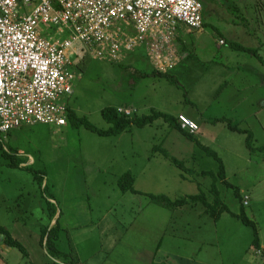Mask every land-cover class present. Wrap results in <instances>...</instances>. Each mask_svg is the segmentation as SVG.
Instances as JSON below:
<instances>
[{
  "label": "rangeland",
  "instance_id": "1",
  "mask_svg": "<svg viewBox=\"0 0 264 264\" xmlns=\"http://www.w3.org/2000/svg\"><path fill=\"white\" fill-rule=\"evenodd\" d=\"M202 1L204 24L201 30L180 26L174 43L181 58L167 75L153 74L154 66L143 47L125 52L118 61L99 59L88 50L81 57L71 55L73 92L65 97V102L75 115L87 117L91 124L102 129L109 126L100 113L107 106L127 107L137 115L149 114L152 107L172 116L183 111L194 118L206 102L213 103L215 98L223 102L224 90L229 91L228 96L234 95L236 90L231 86L235 83L229 80L228 71L233 70L229 69L230 63L241 60L244 54H229L231 50L228 56L223 54L231 45L230 41L220 47L217 44L219 36L215 24L222 19L216 14L215 0ZM256 2L238 0L234 4L240 11L245 9L247 15H252ZM260 3L264 7V2ZM226 9L230 11L229 7ZM245 21L246 29L254 27V18ZM257 23H261L260 18ZM178 34L185 42L177 44ZM237 40L239 43L251 42L243 36ZM78 45L74 43V46ZM224 79L229 81L225 83ZM214 91L215 95H212ZM215 113V105H209L205 112ZM215 119L209 122L215 124L218 122ZM222 126L225 131L230 129L227 124ZM242 126L239 128H245ZM217 129L221 132L214 129L209 132L216 141H221V136L225 143L232 142L236 149L245 142L250 150L252 161L242 167H245L243 175L257 176L249 177L244 187L251 197L249 204H244L243 197L240 201L231 187L218 181L217 186L222 189L223 201L232 212L239 213L243 206L245 214L255 222L259 242L264 248V153L261 152L264 146H259L254 134L249 142L250 148L245 132L237 131L242 133L243 139L238 141L237 134L233 139L228 131ZM254 131L259 133L258 128ZM195 142V137L191 140L182 136L163 118L143 127L133 125L116 135H100L82 123L69 121L62 126L22 124L6 133L0 132V224L28 247L26 255L14 247L7 253L0 239V264H69L77 257L72 241L76 242L83 263H99L100 243L106 240L108 222L123 216L127 223L131 221L129 236H134L141 226L140 221L148 219L146 213L151 205L165 209L163 215L164 219L169 217L168 229L186 232L179 235L177 241L165 242L169 250L191 251L200 245L201 249H195L194 254L208 264H264V255L253 244L252 227L231 213L224 211L215 220L203 212V206L198 203L192 212L199 216H190L187 225L189 219L184 216L181 221L170 219L173 209L152 202L146 195L148 193L123 191L119 187V178L130 172L136 179L134 187L139 190L175 198L196 193L197 180L212 202L208 191L211 179L196 176L191 168L216 172L218 162L199 152ZM166 148L172 153L184 150L175 153L173 158L185 168L177 166L173 160H166ZM249 167L254 171L251 172ZM229 172L233 171L229 168ZM227 181L231 184L238 182L239 174L230 175ZM51 209L54 211L52 224ZM76 222L80 226H76ZM182 222H185L184 226ZM45 226L55 227L53 245L46 243L45 238L41 242V231ZM188 236L190 241L186 239ZM114 256L116 254L108 255L111 260Z\"/></svg>",
  "mask_w": 264,
  "mask_h": 264
},
{
  "label": "built area",
  "instance_id": "2",
  "mask_svg": "<svg viewBox=\"0 0 264 264\" xmlns=\"http://www.w3.org/2000/svg\"><path fill=\"white\" fill-rule=\"evenodd\" d=\"M202 9V0H0V132L67 123L71 55L88 50L118 61L143 47L165 73L179 58L173 41L180 26L201 28ZM177 119L187 132L197 130L184 113Z\"/></svg>",
  "mask_w": 264,
  "mask_h": 264
},
{
  "label": "crops",
  "instance_id": "3",
  "mask_svg": "<svg viewBox=\"0 0 264 264\" xmlns=\"http://www.w3.org/2000/svg\"><path fill=\"white\" fill-rule=\"evenodd\" d=\"M235 1H238V0H215V11L217 10L216 14H218L217 16L220 19H222V20H219L218 23H216L218 24V26L215 24V28L217 29L218 36H219L218 37L219 42L217 44L220 47L221 45H226L227 41L228 42L233 41V42L239 43L237 42L239 41L237 40L239 39V37H242V36L248 37L251 40V42L244 40L240 42V44L247 46V47L255 48L257 50L258 56L253 53H249L247 51L241 50V49L234 50L235 48L231 49L233 47L226 48L223 53L224 55L225 54H227V56L229 54L238 55L239 53L242 55L244 54L241 60L239 61L236 60L234 63H230L231 67H229V69L232 68L233 70L228 71L229 80L235 83L231 87H234L236 92L233 93L234 95L228 96L227 93H229V91L224 90L223 94H225L226 96H224L223 102L217 101L216 98L213 103L206 102L202 110L199 111L198 114L194 118L190 117L197 123V130L193 134L185 130L188 134L191 135L192 138L187 137L185 134L180 132L178 129L177 131L180 132L182 136L187 137L191 140H193V138L195 137L197 142H195L196 144L194 143V146L198 148V150H200L199 152H203L207 154L200 147L199 144L206 145L209 148L213 149L219 155V157L221 158L223 162L226 179L230 175L239 174V181L234 182L232 184L239 188V192L243 198H245L246 196L247 202L244 204L248 205L249 204L248 200L251 199V197L250 195L248 196V193H246V191H244V187L246 186L249 177L251 176L255 178L257 177L256 175L245 176L242 174V169H245V167L244 168L242 167L246 166L252 161L250 150H248L247 147L245 146V142L239 144V147L236 149L232 142L225 143L224 140L221 138V136H219L221 141H216L215 137L210 136L211 133H209V132H212V129H214L215 132L219 133L221 132L220 130L217 129L219 128L223 132L228 131L230 133L229 136H231L233 139L236 138V134H237L238 141H243L242 135H240L242 133H239L236 130H231V129H228L225 131L224 127L222 126V125H226L224 121H218L215 124H212L209 122V121H212L214 118L219 119V118L224 117V118L229 119L232 125H236L238 127H240L241 125H244L242 126V127H245L243 129L250 131L252 135L254 134V138H255L254 140H256V142L258 141L260 142L259 146L260 147L264 146V7L260 5L261 4L260 2H264V0H257V2L255 3V7H253L252 15H247L244 12L245 9L244 11H240L239 6L234 4ZM202 4H203V1H202ZM228 7L230 11L226 9ZM202 17H203V9H202ZM246 18L255 19V21H253V23L255 24L254 27L250 29L245 28L247 26V22L245 21ZM257 18L261 19V23L263 24V27L261 26V23L260 24L257 23ZM203 24H204V21H203ZM51 33L53 35V32ZM220 39L223 40V43H220ZM176 40L178 42L177 44L185 42L184 40H182L180 34L177 35ZM218 49L220 50V48ZM176 50H177V47H176ZM229 50H231L232 52L228 54ZM215 53H217L216 50H215ZM180 58L181 56H179L178 60ZM178 60H176L175 64L177 63ZM223 66L226 68V70H228V68L225 65ZM174 68L175 67L173 66L172 68L168 69L166 73ZM220 68L221 70H223L221 65H220ZM229 80L224 79L222 81L227 83ZM212 95H215V91L212 92ZM209 105H215V109H216L215 114L213 115L205 114L206 109L208 108ZM115 107H117L118 111L123 112L129 116H132L133 114H135L130 108L122 107V106H115ZM152 109L156 110V108H153V107L151 108V110ZM179 113H184L185 115H187L186 112L179 111L174 116L177 117ZM257 128L259 129V133H256L254 131ZM257 139H260V140H257ZM262 150L263 151L261 152L264 153V149ZM183 151H184L183 149L181 150L178 149L172 153L171 150L166 148V151H165L166 160L170 161L171 159H173V157H175L174 156L175 153H182ZM190 155L191 157H193L194 152L190 153ZM263 160H264V157H263ZM229 168L233 172L230 173ZM249 168L251 169V172L254 171L253 168L251 167ZM191 170L194 172V174H196V176L198 175L202 177L205 176V177H209L210 179L211 177L209 175H202L201 172L202 171H213L215 173V170H207V169L201 170V169H196L194 167L191 168ZM132 176L135 179V176L134 175ZM135 180L133 182V186L135 185ZM195 181L197 182V186L199 190V187H200L199 182L197 180ZM211 182H212V179L210 181L208 191L211 186ZM218 182L224 185L221 182V180H218ZM134 188L138 191V193L145 192V193H151V194H163V193H154V191L153 192L141 191L136 187ZM218 189L220 191L221 198L223 199L222 189H220L219 187ZM191 194H194V193H191ZM175 198H178V197H175ZM175 198H171V199H175ZM152 202H156V201H152ZM197 204L198 203H194V204L190 203V204H185L183 206H178V207H169L163 204L161 205H163V207H166L168 209L169 208L173 209L170 215L171 217L170 219H179L181 221V220H184L182 218V216H184L185 218L189 219V221L188 220L186 221L187 225H189L190 216H193V217L199 216V214H195L196 212L195 213L192 212V210H195V208H197L198 206ZM199 204L202 205L201 203ZM164 210L165 209H162L161 207L157 208L151 205L146 213L148 215V219L146 221L144 220L140 221L141 226L136 229L134 236H129V232H131L132 230L131 229L132 225L130 223L131 221L129 222L130 224L127 223V221L123 218V216L121 217L122 219L120 218L116 221H109L108 222L109 229H107L105 232L106 240L100 243L101 245L99 248L100 252L98 253L100 257V262L99 263L93 262L91 264H208L202 258L200 259L198 255L196 256V254H194L195 249L196 251H199L201 249L200 245H197V248H194L191 251H186L185 249L182 250L181 248H179L178 250H174V251L169 250V246L165 242H169V241L171 242V240L177 241L176 238L179 235L185 234L186 232H183V233L178 232L177 228L175 229L172 228V230L168 229L169 223H167V219H169V217L167 219H164V215H163L165 212ZM202 210L203 212H206L204 207ZM179 214L181 216H179ZM53 218L54 217L52 214L50 217V224L53 223ZM184 223L185 222H182L181 225L184 226ZM76 224H77L76 226H80L79 222H76ZM5 228L10 232V230L7 227ZM114 230H116V232L113 233ZM10 234L13 238H16L12 235L11 232ZM190 238H191L190 236L186 237V239H188L189 241H190ZM0 239L3 244L2 248L4 249V252H7V253L10 252L11 250L10 248H13V247L7 245L3 241V236L1 234H0ZM106 244L107 246H105ZM72 245H73V249L77 257H75V259L72 258L69 264H88L87 261H84L83 263L80 260V256H79L80 251L79 249H77L75 241H72ZM23 246L25 248L27 247L24 244ZM257 251H261L262 255H264V248H263L262 242H260V249ZM113 254H116V256L112 257V260H111V257H108V255L111 256ZM261 258L263 260V257ZM126 259H128V261ZM1 260L2 259L0 257V262Z\"/></svg>",
  "mask_w": 264,
  "mask_h": 264
},
{
  "label": "trees",
  "instance_id": "4",
  "mask_svg": "<svg viewBox=\"0 0 264 264\" xmlns=\"http://www.w3.org/2000/svg\"><path fill=\"white\" fill-rule=\"evenodd\" d=\"M229 44L231 47L235 49H241L244 51H247L249 53H253L258 56L257 50L255 48L247 47L244 46L240 43H236L233 41H230ZM153 74L157 75H167V73L160 72L156 69H153ZM67 107V121L71 122L72 124H79L82 123L85 125V127L91 129L92 131H95L96 133L100 135H116L119 134L125 130H127L129 127L132 125L138 126V127H143L147 124H151L154 120L157 118H163L165 121L169 122V124L178 129L180 132L185 134L187 137L192 138L190 134H188L185 130H183L179 122L177 120V117L166 114L164 112L154 110L152 109L149 114H144V115H137L133 114L132 116H129L123 112L118 111L117 107L115 106H107L101 109L100 113L102 118L109 124V126L105 129L98 128L91 124V122L87 119L85 116H80L77 117L75 113L70 109V107L66 104ZM217 121H224L226 122L227 126L231 130H236V131H241L245 132L247 134L246 137V142L247 145L250 146V141L252 140V133L246 129L239 128L236 125H232L231 121L227 118H219ZM200 147L211 157H213L217 162H218V170L217 172L213 171H202V175H209L212 179L211 186L209 188V193L210 196H212L213 200L212 202L209 201L207 194L199 187V190L197 193L194 194H187L180 196L175 199H171L167 195L164 194H151L148 193L146 194L151 201H156L159 202L165 206L169 207H178V206H183L185 204H190V203H201L207 213L214 218L215 220L220 217L222 212L226 211L234 215L236 218H238L243 224L250 225L253 229V244L256 248V250L260 249V242H259V235H258V229L257 226L255 225V222L250 219L244 212L243 206L241 207V210L239 213L237 212H232L228 206L225 204L223 199L221 198L220 191L217 186V181L221 180V182L228 188H232L234 190V194L236 197L242 200V196L239 192V188L234 186L233 184L229 183L225 177V169L223 162L219 155L211 148H209L206 145H201L199 144ZM175 162V164L179 167H184V165L180 164L175 160L174 158L171 159ZM22 163V162H20ZM16 162H13V165H16ZM17 166V165H16ZM185 168V167H184ZM193 172V171H192ZM38 177V176H37ZM134 178L130 172L124 173L118 180V185L123 191L129 190L130 192L133 193H138V191L134 188L133 186ZM243 205V204H242ZM54 213L53 209L50 210L49 212V217ZM55 227L49 228V226H45L42 231H41V242L46 240V243L52 244L53 245V239L55 238ZM0 234L3 236V241L12 247L17 248L23 255L27 254L26 248L23 246V244L17 240L16 238H13L10 234V232L0 225ZM53 236L52 240L51 237ZM54 248L55 245H54ZM57 251V250H56Z\"/></svg>",
  "mask_w": 264,
  "mask_h": 264
},
{
  "label": "clouds",
  "instance_id": "5",
  "mask_svg": "<svg viewBox=\"0 0 264 264\" xmlns=\"http://www.w3.org/2000/svg\"><path fill=\"white\" fill-rule=\"evenodd\" d=\"M178 120V119H177ZM184 130V129H183Z\"/></svg>",
  "mask_w": 264,
  "mask_h": 264
}]
</instances>
